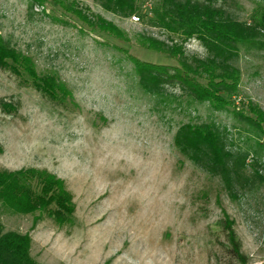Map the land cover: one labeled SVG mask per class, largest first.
<instances>
[{
  "label": "rangeland",
  "instance_id": "obj_1",
  "mask_svg": "<svg viewBox=\"0 0 264 264\" xmlns=\"http://www.w3.org/2000/svg\"><path fill=\"white\" fill-rule=\"evenodd\" d=\"M134 1L137 20L95 0H0L3 43L59 86L53 98L0 67V170H45L75 207L58 226L0 204L3 231L28 234L37 264H264V0H192L247 31L229 44L239 80L220 108L194 100L173 80L177 60L142 43L179 47L190 62L214 54L153 26L160 0ZM97 17L114 30L82 21ZM201 124L218 133L224 162L176 146L182 126Z\"/></svg>",
  "mask_w": 264,
  "mask_h": 264
},
{
  "label": "trees",
  "instance_id": "obj_2",
  "mask_svg": "<svg viewBox=\"0 0 264 264\" xmlns=\"http://www.w3.org/2000/svg\"><path fill=\"white\" fill-rule=\"evenodd\" d=\"M95 1L104 9L121 16H126V13L132 16L137 14L134 0ZM222 18L220 10L203 3L192 0H160L151 20L153 26L179 34L184 39L195 37L214 55L203 60L192 58L190 62L179 47L164 51L161 43L149 38L143 39L142 43L146 50L176 59L178 65L174 68L173 80L186 89L194 100L206 102L214 108L228 105L230 98L235 95L239 77L238 71L228 64L235 53L234 47L229 44L242 43L247 37V31L241 24ZM82 21L93 30H114L111 24L99 17L95 22ZM0 67L8 68L15 74L22 72L36 88L55 98V90L59 86L53 80L39 77L28 59L9 49L1 37ZM139 70L147 74L152 82L158 80L159 73L155 74L153 69ZM248 112L257 114L251 106L248 107ZM175 143L184 153H190L193 161H198V155H201L211 165H217L224 162L223 156H229L223 152L218 133L206 124L182 126ZM234 168L236 169L235 166ZM229 173L237 177L239 170L227 171L223 174L225 179L229 177ZM0 204L16 214H45L58 226L73 223L75 207L71 194L62 180L45 170H0ZM230 242L235 244L234 254L237 259L240 248L232 232ZM30 245L31 238L28 234L4 232L0 222V264H37L30 256Z\"/></svg>",
  "mask_w": 264,
  "mask_h": 264
},
{
  "label": "built area",
  "instance_id": "obj_3",
  "mask_svg": "<svg viewBox=\"0 0 264 264\" xmlns=\"http://www.w3.org/2000/svg\"><path fill=\"white\" fill-rule=\"evenodd\" d=\"M132 18H133V19H136V20L138 19L137 17H134V16H133Z\"/></svg>",
  "mask_w": 264,
  "mask_h": 264
}]
</instances>
